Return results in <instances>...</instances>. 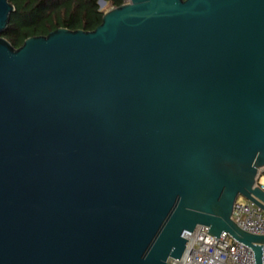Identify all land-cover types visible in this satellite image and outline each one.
<instances>
[{
	"label": "water",
	"instance_id": "water-1",
	"mask_svg": "<svg viewBox=\"0 0 264 264\" xmlns=\"http://www.w3.org/2000/svg\"><path fill=\"white\" fill-rule=\"evenodd\" d=\"M106 2L100 0L98 5ZM0 264H170L264 213V0H129L93 31L1 35Z\"/></svg>",
	"mask_w": 264,
	"mask_h": 264
},
{
	"label": "trees",
	"instance_id": "trees-1",
	"mask_svg": "<svg viewBox=\"0 0 264 264\" xmlns=\"http://www.w3.org/2000/svg\"><path fill=\"white\" fill-rule=\"evenodd\" d=\"M100 0H8L14 7L1 35L13 48L31 37L46 36L59 28L93 31L102 21ZM116 8L123 0H104Z\"/></svg>",
	"mask_w": 264,
	"mask_h": 264
},
{
	"label": "built area",
	"instance_id": "built-area-1",
	"mask_svg": "<svg viewBox=\"0 0 264 264\" xmlns=\"http://www.w3.org/2000/svg\"><path fill=\"white\" fill-rule=\"evenodd\" d=\"M129 0H123V3ZM256 185L264 191V166L256 179ZM232 220L244 231L264 235V213L258 207L239 196L233 205ZM204 226H197L184 237L187 245L179 260L170 259V264H255L252 251L222 233L218 238L208 235ZM264 264V245L262 246Z\"/></svg>",
	"mask_w": 264,
	"mask_h": 264
},
{
	"label": "rangeland",
	"instance_id": "rangeland-1",
	"mask_svg": "<svg viewBox=\"0 0 264 264\" xmlns=\"http://www.w3.org/2000/svg\"><path fill=\"white\" fill-rule=\"evenodd\" d=\"M100 9L105 13L108 10H110L111 8L108 6L107 3L103 4V5H99Z\"/></svg>",
	"mask_w": 264,
	"mask_h": 264
}]
</instances>
